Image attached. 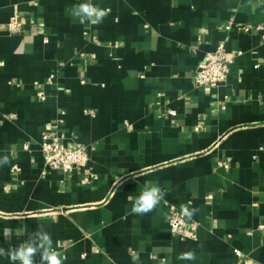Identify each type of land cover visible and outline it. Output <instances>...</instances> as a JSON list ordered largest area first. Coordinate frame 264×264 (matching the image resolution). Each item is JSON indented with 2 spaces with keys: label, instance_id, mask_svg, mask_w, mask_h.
<instances>
[{
  "label": "crops",
  "instance_id": "0c3cea01",
  "mask_svg": "<svg viewBox=\"0 0 264 264\" xmlns=\"http://www.w3.org/2000/svg\"><path fill=\"white\" fill-rule=\"evenodd\" d=\"M83 2L0 0V247L42 229L63 264H264V0H90L107 12L97 25L68 14ZM220 43L235 54L227 80L196 86ZM48 122L88 146L86 167L45 166ZM149 181L163 198L135 214ZM184 204L196 239L170 230Z\"/></svg>",
  "mask_w": 264,
  "mask_h": 264
},
{
  "label": "built area",
  "instance_id": "2783aa9c",
  "mask_svg": "<svg viewBox=\"0 0 264 264\" xmlns=\"http://www.w3.org/2000/svg\"><path fill=\"white\" fill-rule=\"evenodd\" d=\"M230 22L226 25L227 29L232 27ZM240 29L250 31V26H241ZM26 29V20L19 13L12 16L8 23V30L11 34H21ZM238 52L237 54H240ZM94 55V54H93ZM235 54L228 52L225 49L224 43H220L215 50L208 51L199 61L195 75L194 83L196 86H218L225 82L230 72V66L234 62ZM4 62L0 59V69ZM56 75L51 73L47 78V83H53ZM36 95L41 100H46L47 92L41 87V82H35ZM171 115H176L175 110H170ZM199 128V126H197ZM41 151L45 160V166L52 170H62L65 173L71 174L74 171H79L87 166L90 158L89 148L86 145L71 146L66 143L57 131V126L54 123L48 122L41 134L40 141ZM28 148V145L25 146ZM19 170L18 165L12 167V171ZM88 178L85 180L87 181ZM212 198V195H208ZM188 204L182 206H170L169 226L170 230L183 238L196 239L198 237L199 223L189 220L184 216L183 209L188 208ZM238 254L240 252L236 250Z\"/></svg>",
  "mask_w": 264,
  "mask_h": 264
},
{
  "label": "clouds",
  "instance_id": "9594fccd",
  "mask_svg": "<svg viewBox=\"0 0 264 264\" xmlns=\"http://www.w3.org/2000/svg\"><path fill=\"white\" fill-rule=\"evenodd\" d=\"M68 14L78 19L81 23L88 22L97 25L103 22L107 12L99 6L90 2H83L74 5ZM9 157L4 156L0 159V166L8 164ZM163 192L158 184L146 182L144 189L135 198L131 211L138 215H146L152 212L163 198ZM197 209H183L184 216L191 219ZM7 235V233H6ZM39 254V264H63L61 255L54 248V242L51 235L45 231L37 230L34 234H29L28 238L14 249L5 250L0 247V257L7 258L11 264H35V257ZM134 264L138 261V255L133 256ZM177 259L181 261H191L195 259V253L192 251L182 252Z\"/></svg>",
  "mask_w": 264,
  "mask_h": 264
}]
</instances>
